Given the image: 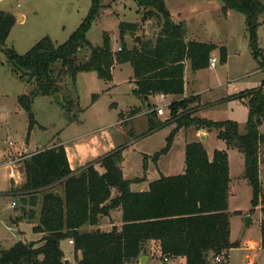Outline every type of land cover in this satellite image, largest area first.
Wrapping results in <instances>:
<instances>
[{
	"label": "trees",
	"instance_id": "trees-1",
	"mask_svg": "<svg viewBox=\"0 0 264 264\" xmlns=\"http://www.w3.org/2000/svg\"><path fill=\"white\" fill-rule=\"evenodd\" d=\"M132 1L138 8L140 24L153 18L158 32L154 39L141 40L129 49L123 37L137 31L139 25L120 22V50L116 52L111 51L110 37L106 32L102 33L100 46H92L86 39L103 7L101 0H90L85 17L64 43L55 45L50 38L44 37L22 55L4 47L15 17L0 10V49L18 77L35 84L36 88L33 93L17 98L27 115L29 128L34 124L33 98L59 93L53 75L57 63L66 67L64 71L72 79L80 72H95L98 79L105 82L111 81L114 64L129 63L135 84L132 92L146 102L149 95L183 93L186 60L192 72L207 68L215 49L219 61H226L224 46L186 40L185 24L172 21L164 0ZM219 1L223 4V13L231 10L244 16L252 55L264 70V57L256 39L260 18L264 16L263 2ZM78 54H88V58L76 64ZM236 98L246 99L248 107L243 132L236 121H212L192 116V105L197 101L195 96L171 102L168 105L169 118L163 122L156 118L155 110H151L148 131L171 122L175 124L166 137L165 146L152 158L156 160L169 151L181 128L216 131L217 139L224 141L227 148L237 149L243 155L242 178L252 188L250 211H254L264 198L260 181L261 149L264 148V79L259 88L240 92ZM151 107L147 105V108ZM121 159L119 150L101 158L98 163L103 173H99L93 164L71 170L62 145L22 159L24 183L20 191L26 197L22 201L32 207L40 199L39 218L32 231L42 236L38 246L18 241L9 249H0V264H72L64 260L60 248L64 239H70L74 251L80 252L75 264L132 263L145 253L143 245L149 240L158 243L161 255L183 257L185 264H210L211 258L220 255L227 258L228 251L237 244L230 241V177L226 151L215 149L209 159L202 142H189L184 149V172L160 176L141 192L130 190V184L137 179L123 177ZM57 185L62 186L61 192L52 190ZM113 189L115 196L111 195ZM113 210L120 211L119 230L113 227L108 232L79 231L86 225H98L100 219ZM29 211L27 218L31 219L33 210ZM260 231L264 249V220L260 223Z\"/></svg>",
	"mask_w": 264,
	"mask_h": 264
},
{
	"label": "rangeland",
	"instance_id": "rangeland-1",
	"mask_svg": "<svg viewBox=\"0 0 264 264\" xmlns=\"http://www.w3.org/2000/svg\"><path fill=\"white\" fill-rule=\"evenodd\" d=\"M261 1L264 4V0ZM168 3L172 9L180 7L185 8L186 13L193 11L192 16L199 14L195 25L203 31L202 39L223 45L227 50L226 64H222L216 54L217 62L213 68L193 73L186 65V93L198 95L195 116L212 121H237L243 126L248 117L247 104L244 105L236 96L246 89L259 88L264 79V70L254 59L249 46L244 16L232 11L229 21L222 25L218 18H215L213 11L218 2L168 0ZM101 4L103 7L86 34V39L92 46H100L102 33L106 32L111 36L110 42L116 49L120 45L118 29L120 22L139 21L138 30L128 33L131 45L138 44L141 40L155 38L158 32L156 20L151 18L140 24V14L135 10L137 6L132 0L117 4L110 0H101ZM89 6L90 0H0V10L10 14L17 12L24 14L23 21L21 17L18 20L14 16L16 22L4 47L12 48L17 54L22 55L44 37L50 38L55 45H60L81 23ZM263 19L264 16L260 18L263 25L257 28L256 39L264 57ZM136 36L139 39L135 42ZM87 58L88 54H78L76 64ZM65 68L57 63L53 74L62 102L54 101L52 96L34 97L31 105L34 124L29 128L27 115L18 104L17 98L33 93L36 89L35 84L20 79L0 49V249H9L15 242L29 243L37 238L32 233L29 221L22 219L27 213V205L22 201L26 198L20 191L21 186L11 183L12 180L18 179L19 175H24L21 160L25 154L46 149L61 141L69 148L75 146L82 148L86 152V158L93 156L94 158L86 165L93 164L95 167L99 166L98 161L101 158L119 150L125 157L121 160L126 178H142L147 166V178L149 180L157 178L156 160L152 156L165 146L166 137L175 124H166L151 132L148 131L147 116H139L137 119L117 124L127 108L141 106V102L131 93L129 85L120 83L112 88L107 82L98 79L94 72H80L72 79L65 73ZM127 68L128 65H125L122 71L118 69L115 71V81H121L126 77ZM63 102L66 103L65 106ZM126 113L128 116V111ZM241 130L243 132V127ZM194 136L195 132L192 129H182L175 135L170 147L174 162L172 173H178L179 164L182 165L184 161L185 143L193 141ZM204 143L207 150L220 148L226 151L228 159L230 241L237 246L228 251L227 258L223 257L221 263L264 264L260 231V223L264 220V148L261 149L263 163L260 165L263 201L254 211H250L252 188L242 178L244 171L242 154L237 149L227 150L225 143L217 139L213 133L207 135ZM18 153L21 155L17 156ZM159 157L160 169L167 158L164 154ZM9 175L12 177L11 180ZM141 187L139 183H134L131 191H138ZM54 189L61 192L62 186H54L52 190ZM112 193L116 195L115 190H112ZM12 203L15 205L12 206ZM19 212H23V217H16V213ZM7 216L10 224L4 221ZM245 216L252 219L247 227H244ZM15 217L18 220L14 219ZM120 221L116 210H113L110 215L101 218L98 225L116 222L118 228ZM13 222L17 223L12 225ZM34 244L38 246L40 241ZM61 247L73 261L74 256L70 254L71 249L67 250L70 248L67 243H62ZM148 256L150 259L146 264H185L183 257H168L164 260V256L154 247L149 249ZM138 260L139 258L128 264H139ZM221 263L210 259V264Z\"/></svg>",
	"mask_w": 264,
	"mask_h": 264
},
{
	"label": "crops",
	"instance_id": "crops-1",
	"mask_svg": "<svg viewBox=\"0 0 264 264\" xmlns=\"http://www.w3.org/2000/svg\"><path fill=\"white\" fill-rule=\"evenodd\" d=\"M121 1H128V0H118V1H116V2H114L115 4H117V3H120ZM207 1H209V2H213V3H217V4H215V9L213 10L214 11V16H215V18L217 17L218 18V21L220 22V24H222V25H224V24H226L227 23V21H229L228 20V18H229V16L231 15V13H232V11L231 10H227L225 13H223L222 12V7H223V4L219 1V0H207ZM215 1H217V2H215ZM164 2H165V5H166V7H167V9H168V11H169V14H170V16H171V19H172V21L174 22V23H176V24H178V23H180V22H183L184 24H185V26H186V40H190V41H197V42H204V43H212V44H214V45H216V46H223V45H220V44H216V43H213V42H210V41H208V40H205V39H202V37L201 36H203V31L201 30V28L200 27H196V21L199 19V14H197V15H191L192 13H193V11L192 12H190V13H186V10H184L183 8H180V7H174L173 9L170 7V5H169V3H168V0H164ZM113 3V4H114ZM136 11H138V8H136L135 9ZM204 10H206V9H204ZM16 14H18V15H20L21 16V18H22V21L24 20V14H22V13H19V12H17V13H13L12 15L13 16H15ZM138 14V13H137ZM216 20V19H215ZM264 20V19H263ZM16 22V21H15ZM137 22H139L138 20L137 21H134V22H132V23H137ZM262 23V20H260V26H262L263 24H261ZM15 24V23H14ZM14 26V25H13ZM12 26V27H13ZM142 28H144V26H142ZM10 33V32H9ZM9 35V34H8ZM110 37V40H111V36H109ZM129 34L127 33L126 35H124V37H123V42L125 43V45H126V47L127 48H132L134 45H131L130 44V42H129ZM136 45V44H135ZM110 47H111V51L112 52H116L117 51V48H120V45H118L117 46V48L116 49H114V47L112 46V44H111V42H110ZM225 47V46H224ZM225 49H226V47H225ZM216 54L218 55V50L217 49H215L214 51H212V53H211V55H210V58H215L216 57ZM216 62H217V60H216ZM216 62L214 63V65L216 64ZM226 62H227V50H226V61L224 62L225 64H226ZM224 63H222V64H224ZM125 65H128V67L129 68H127V74H126V77L123 79V80H121V81H115V71L118 69L119 71H122V69H123V67H125ZM186 65H188L189 67H190V64H189V61H185L184 62V72H183V93L181 94V95H165V94H154V95H149L148 96V98H147V101L146 102H142L137 96H135L134 94H133V89L135 88V84L133 83V78H132V76H133V71H132V67L130 66V64L129 63H122V64H114L113 65V67H112V70H111V74H112V79H111V81H108L107 82V84L108 85H111L112 86V88L113 87H116L117 85H119L120 83H127L128 85H129V88H130V90H131V93L133 94V96H135L140 102H141V106L140 107H132V106H130L129 108H127L125 111H124V115L122 116V118L120 119V121H118V123L117 124H119V123H121V122H124V123H126V122H128L129 120H131V119H137L139 116H147V118H148V113L151 111V110H155L156 108H162L163 109V115L162 116H156V118L159 120V121H161V122H163V121H165L166 120V118H169V111H168V105L171 103V102H173V101H178V100H181V99H183V98H187V97H190V96H195V97H198V95L197 94H193V93H191V94H188V93H186V90H185V87H186V82H185V68H186ZM213 65V66H214ZM213 66H211L210 64H209V66L207 67L208 69L209 68H213ZM202 70V69H201ZM199 70H197V71H194L193 73H195V72H198ZM95 73V72H94ZM251 89H253V88H250L249 90H251ZM248 89H246V90H244V91H247ZM244 91H242V92H244ZM241 100V102L244 104V105H246V99H240ZM197 103V102H196ZM150 105V106H152L151 108H147V105ZM192 107H193V112H192V116H195V114H194V111H195V103L192 105ZM134 108V109H133ZM247 110H248V107H247ZM128 111V116H126V112ZM197 117V116H196ZM199 118H202V117H199ZM204 119H206V118H204ZM237 122V121H236ZM239 125H240V127H242V125L239 123V122H237ZM168 124H173L172 122L171 123H168ZM182 129H185V128H181V129H179L178 130V132L180 131V130H182ZM186 129H192L194 132H195V136H194V140L193 141H200V142H202V144H203V146H204V148H205V143H204V140L206 139V137H207V135L208 134H210V133H213L214 134V136L216 137V131H206V130H203V129H201V130H198V131H195L192 127H190V128H186ZM201 136H204V140H199V138L201 137ZM217 138V137H216ZM72 141V140H71ZM108 141V140H107ZM221 141V140H220ZM189 142H192V141H189ZM189 142H186L185 143V145L187 144V143H189ZM224 142V141H223ZM59 145H62L63 146V148H64V150H65V154H66V158H67V161H68V164H69V167H70V169L71 170H78V169H81V168H83V167H85L86 166V163L87 162H89L90 160H92L94 157L92 156V158L90 157H88V158H86V152H84L83 150H82V148H79V147H77V146H75V147H73V148H69V147H67L66 145H65V143L63 144V142H61V141H59L58 143H56V144H54V145H52V146H49V147H47L46 149H48V148H52V147H57V146H59ZM226 146V145H225ZM184 149H185V146H184ZM216 148H214V149H212L211 151L210 150H207L206 148H205V150H206V153H207V156H208V158L209 159H211V157H212V153H213V151L215 150ZM226 149L227 150H229V149H231V148H227L226 147ZM43 149H40V150H37V151H35V152H33V153H29V154H25L24 155V158H26V157H29L30 155H32V154H34V153H37V152H39V151H42ZM217 150H222V149H220V148H218ZM23 152V151H22ZM171 151H170V149H169V151L167 152V153H165L164 154V156L167 158H165L166 159V162L164 163V165L163 166H161L160 167V169H162V170H165V171H162V170H160L159 169V166H158V164H159V159H160V157H158L157 159H156V162H155V167H156V169H157V178L156 179H158L160 176H170V175H176V174H181V173H183L184 172V169H185V164H184V161H183V164L182 165H180L179 164V169H178V173H172L171 171L173 170V168H174V162H173V160H172V156H171ZM21 155V153H18L17 154V156H20ZM122 156V160H124L125 159V157H123V155H121ZM147 156H150V155H147ZM242 157H243V155H242ZM23 158V159H24ZM122 160H121V162H120V167H121V170H122V174H123V177L125 178V179H137V181H135V182H132L131 184H130V190H131V186H132V184H134V183H139L140 185H142V187H141V189H139L138 191H134V192H141V191H146L147 189H148V185H149V183L151 182V181H153V180H156V179H153V180H149L148 178H147V173H148V166L146 167V170H145V174H144V176L141 178V177H138V178H126V174H125V170H124V166L122 165ZM20 163V162H19ZM18 163V164H19ZM99 173H103V169L100 167V166H98V165H96L95 167H94ZM9 177H10V180L12 179V177L9 175ZM18 178V177H17ZM14 179H16V178H14ZM12 184H16V185H18L19 184V186H22V184L24 183V175L22 174L21 176L19 175V178L18 179H16V180H12V182H11ZM114 190V189H113ZM111 193H112V191H111ZM112 196H114L113 195V193H112ZM26 198V197H25ZM39 198H40V195H39ZM25 203V205H27V213L25 214V218L23 217V212L22 213H16V217L17 218H19L20 216H22L23 218V220L25 219V220H28L29 221V223L31 224V230H32V228L37 224V222H38V218H39V208H40V199H39V201L37 202V204L35 205V206H32V207H30L26 202H24ZM10 206H11V204H10ZM24 207V206H23ZM29 210H33V217L31 218V219H28L27 218V214L30 212ZM112 212V211H111ZM110 212V213H111ZM110 213H109V215H110ZM116 213H117V215H118V217L120 218V211L119 210H116ZM103 218H105V217H103ZM9 216H7L5 219H4V221L5 222H9ZM121 222V221H120ZM230 222V221H229ZM14 223V222H13ZM12 223V225H15L17 222H15L14 224ZM8 224H10V223H8ZM116 222L114 223V224H111V223H109V224H104V223H102V224H100V225H96V226H89V225H86V226H89V227H86V226H83V227H81L80 229H79V231L80 232H82V233H86V232H92V231H96V230H99V231H102V232H108V231H110L113 227L114 228H116ZM118 227V226H117ZM120 227H121V224L119 225V227L118 228H116V229H120ZM85 228H87L85 231H82L83 229H85ZM32 233L33 234H35L36 236H37V238L36 239H34V240H32V241H30V242H37V241H39L40 240V238H41V236H42V234L41 233H34L33 231H32ZM20 236H22L21 234H19ZM70 239H64V240H62L61 242H60V248H61V250H62V252H63V255H64V260H66V261H68V262H70V263H72V264H75V262H76V260L77 259H79L80 258V252L79 251H74V249H73V243L71 242L70 243ZM67 243V245L70 247L69 249H67L68 251L71 249V252H70V254H73V256H74V260L72 261V260H70V258L68 257V255L66 254V251L61 247V245H62V243ZM16 243V242H15ZM14 244V243H13ZM155 248L157 251H159V246H158V243L156 242V241H153V240H149V241H147L144 245H143V249L145 250V253L144 254H142V255H145V256H147V261L146 262H148L149 261V259H150V257L148 256V254H149V249H151V248ZM159 253H160V251H159ZM142 255H140V256H142ZM163 259H168L167 257H164Z\"/></svg>",
	"mask_w": 264,
	"mask_h": 264
},
{
	"label": "water",
	"instance_id": "water-1",
	"mask_svg": "<svg viewBox=\"0 0 264 264\" xmlns=\"http://www.w3.org/2000/svg\"><path fill=\"white\" fill-rule=\"evenodd\" d=\"M15 17H17V19L19 20L21 16L18 15V14H16ZM138 39H139L138 36H136V37H135V42H136ZM52 99H53L54 101L59 102V103L62 102V99H61V97H60L59 94H55V95H53V96H52ZM200 140H204V136H201V137H200ZM251 221H252L251 217H249V216H245V217H244V227H247V225H248ZM138 261H139V264H146L147 256H145V255L140 256Z\"/></svg>",
	"mask_w": 264,
	"mask_h": 264
},
{
	"label": "built area",
	"instance_id": "built-area-1",
	"mask_svg": "<svg viewBox=\"0 0 264 264\" xmlns=\"http://www.w3.org/2000/svg\"><path fill=\"white\" fill-rule=\"evenodd\" d=\"M118 50H120V48H119ZM215 62H216V59H215V58H210V59H209V64H210L211 66H213ZM155 112H156V115H157V116H162V115H163V109H162V108H156V109H155ZM166 119H168V118H166ZM14 205H15V203H12V206H14ZM71 242H72V241H70V243H71ZM247 258H248V256H247ZM222 259H223V256L220 255V256H216V257L214 258V261H215L216 263H221V262H222ZM164 260H166V259H164ZM251 263H252V262H251ZM251 263H248V264H251Z\"/></svg>",
	"mask_w": 264,
	"mask_h": 264
}]
</instances>
